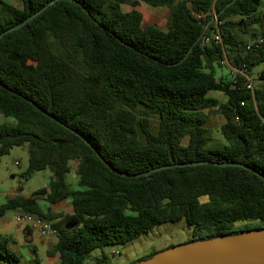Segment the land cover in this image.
I'll return each instance as SVG.
<instances>
[{
    "label": "trees",
    "instance_id": "16d2710c",
    "mask_svg": "<svg viewBox=\"0 0 264 264\" xmlns=\"http://www.w3.org/2000/svg\"><path fill=\"white\" fill-rule=\"evenodd\" d=\"M141 2L168 7V27L145 25ZM262 10L263 0H0V34L39 13L0 38V113L15 120L0 122V161L27 146L24 176L53 173L33 196L2 204L0 218L20 211L52 221L57 242L48 254L57 264H86L93 251L166 223L184 222L187 242L263 229L264 86L246 85L257 67L264 83V31L247 39L264 26ZM227 56L236 70L228 80L217 75ZM213 110L226 120L227 145L211 144ZM201 160L251 169L205 164L142 175ZM73 162L77 189L67 181ZM41 197L70 201L72 213L45 211ZM12 243L0 234L4 264H43L36 248L25 262Z\"/></svg>",
    "mask_w": 264,
    "mask_h": 264
},
{
    "label": "rangeland",
    "instance_id": "374dc122",
    "mask_svg": "<svg viewBox=\"0 0 264 264\" xmlns=\"http://www.w3.org/2000/svg\"><path fill=\"white\" fill-rule=\"evenodd\" d=\"M5 3L15 7H22L23 0H2ZM129 7V6H128ZM138 8L142 11L145 18V25L157 24L162 29H166L171 22V10L168 7H153L145 2H141ZM264 19V0L262 14ZM256 31L259 34L264 31L261 24L254 25L247 36L248 41L253 42L251 32ZM262 67H257L249 77L254 88L264 86V83L258 79V73ZM236 70L230 64L227 56L222 67L217 68L218 77L230 79L234 77ZM211 96L219 98L222 101L226 97L220 93H211ZM209 113V111H206ZM223 115L213 110L209 113V119L206 127L212 138L211 144L215 146L227 145L228 142L221 133V126L225 123ZM0 122L15 123L13 118H7L0 113ZM158 128V118H153V129ZM188 139L184 141L187 144ZM73 164V170L67 174V181L72 188H78V176L76 175V163ZM29 167V152L27 146L15 147L11 152L1 158L0 161V206L9 198L16 194L25 197L33 196L39 189L49 185L53 173L47 169L33 173L30 177H25L24 173ZM21 187L22 191H18ZM41 207L47 211L52 209L55 213L68 214L71 209V202H62L57 205H50L41 197L39 200ZM20 211H9L0 218V234L13 239L12 247L24 256V261H28L33 256L32 250L37 249L43 264H57L58 260L50 257L48 251L52 249L57 242L55 235L42 237L26 223L15 221L14 217ZM190 238V231L186 228L184 222L166 223L156 227L151 233L144 235L141 239L128 245H113L93 251L86 264H132L140 259L156 254L169 248L184 244ZM100 261V262H99ZM0 264H4L0 260Z\"/></svg>",
    "mask_w": 264,
    "mask_h": 264
},
{
    "label": "water",
    "instance_id": "95a60500",
    "mask_svg": "<svg viewBox=\"0 0 264 264\" xmlns=\"http://www.w3.org/2000/svg\"><path fill=\"white\" fill-rule=\"evenodd\" d=\"M38 14L31 16L24 23L6 30L0 34V38L4 34L24 26ZM99 156L104 160L100 154ZM205 164L251 169L248 165L242 163L217 164L210 160H201L163 165L147 171L142 175H150L154 172L170 168ZM114 171L121 174L117 170ZM135 264H264V228L233 235H222L207 240L187 242L158 252L151 258Z\"/></svg>",
    "mask_w": 264,
    "mask_h": 264
},
{
    "label": "built area",
    "instance_id": "2783aa9c",
    "mask_svg": "<svg viewBox=\"0 0 264 264\" xmlns=\"http://www.w3.org/2000/svg\"><path fill=\"white\" fill-rule=\"evenodd\" d=\"M246 85L248 89L254 91L255 88L250 78H248ZM244 104L245 103L242 102V105ZM14 219L19 223L28 224V226H30L33 230L37 231L42 237H48L53 235L56 236V234L58 233V230L54 227V223L52 221L40 218L37 215L21 212L15 215Z\"/></svg>",
    "mask_w": 264,
    "mask_h": 264
},
{
    "label": "crops",
    "instance_id": "0c3cea01",
    "mask_svg": "<svg viewBox=\"0 0 264 264\" xmlns=\"http://www.w3.org/2000/svg\"><path fill=\"white\" fill-rule=\"evenodd\" d=\"M10 199V198H9ZM66 202H68V201H66ZM61 213V212H60ZM63 213V212H62ZM72 213V207H71V209H70V212L68 213V214H71ZM64 215H66V214H64ZM100 262V261H99Z\"/></svg>",
    "mask_w": 264,
    "mask_h": 264
}]
</instances>
